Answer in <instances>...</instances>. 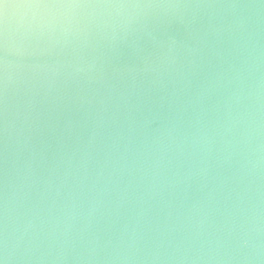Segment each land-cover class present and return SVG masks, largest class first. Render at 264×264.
<instances>
[{"label":"water","instance_id":"water-1","mask_svg":"<svg viewBox=\"0 0 264 264\" xmlns=\"http://www.w3.org/2000/svg\"><path fill=\"white\" fill-rule=\"evenodd\" d=\"M0 264H264V0H0Z\"/></svg>","mask_w":264,"mask_h":264}]
</instances>
